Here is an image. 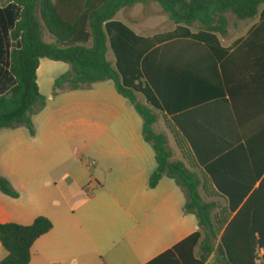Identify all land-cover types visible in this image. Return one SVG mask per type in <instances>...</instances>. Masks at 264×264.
<instances>
[{
    "label": "crops",
    "instance_id": "crops-1",
    "mask_svg": "<svg viewBox=\"0 0 264 264\" xmlns=\"http://www.w3.org/2000/svg\"><path fill=\"white\" fill-rule=\"evenodd\" d=\"M139 5L146 4L125 8L114 20L146 40L177 30L173 24L142 37L147 28L134 12ZM0 9H5L2 4ZM263 26L264 5L256 19L230 31L227 38L218 37L227 51L223 58L206 42L181 37L150 48L141 60V86L158 105L156 130L162 133L160 125L164 124L174 137L166 120L177 129L196 161V171L210 180L217 195L210 201L219 204L217 212L225 209L232 219L264 179L252 156L255 150L264 151L253 139L263 130L264 56L261 51H240ZM0 27L6 49V54L0 55L3 96L16 86V79L10 70L11 30ZM191 32L200 34L199 29ZM254 41L262 44L260 38ZM52 71L60 75L49 79ZM70 71L68 64L42 60L38 70L41 93L46 77L54 87L55 81ZM106 83L87 91L48 96L51 102L65 97L71 105L57 114H46L45 108L35 115V136L24 127L0 131V176L21 193L19 199H13L0 192V224L31 226L39 217H46L54 225L35 243L30 264H150L200 231L197 217L184 212L187 196L175 180L165 177L156 188L149 187L158 164L152 145L144 139V121L130 101ZM233 96L242 106L243 127ZM75 112L79 114L74 123ZM75 136H81L85 146L102 159L90 178L98 185L96 191L83 182L82 167L69 169L61 160ZM167 138L173 160L185 161L178 144L179 154L175 155ZM22 192L31 196L27 205L22 204ZM7 256L0 243V264Z\"/></svg>",
    "mask_w": 264,
    "mask_h": 264
},
{
    "label": "trees",
    "instance_id": "trees-1",
    "mask_svg": "<svg viewBox=\"0 0 264 264\" xmlns=\"http://www.w3.org/2000/svg\"><path fill=\"white\" fill-rule=\"evenodd\" d=\"M147 3L158 4L177 30L146 40L114 20L123 9ZM0 4L5 8L0 9V24L11 30L10 39L18 43L10 57L16 86L0 96V131L25 127L35 136L32 118L48 103L38 85V70L44 59L71 66L70 72L55 81V97L65 91H87L98 83L112 82L141 115L144 139L155 151L158 167L149 187L156 188L165 177L175 180L187 196L185 214L194 215L199 221L200 231L150 264H208L213 255L219 264H257V250H264V179L233 219L225 209L217 212L219 204L210 201L217 195L211 190L210 180L196 171L198 166L184 138L166 120L185 158L174 161L167 136L156 130L158 105L147 88L141 86V60L150 48L181 37L206 42L216 56L223 58L227 51L218 37L227 38L232 26L238 29L256 19L264 0H0ZM195 27L200 30L199 35L192 34ZM45 31L53 37L52 43L46 41ZM8 34L7 30L9 38ZM257 38L261 45L254 41ZM110 45L116 67L108 59ZM247 49L256 54L261 51L264 56V26L240 47V51ZM5 54L0 27V55ZM138 94L145 96L149 106L139 101ZM232 98L243 127L242 106L237 103V96ZM262 129L253 138L255 146H264V122ZM255 151L253 160L262 178L264 151ZM0 192L13 199L20 198L10 181L1 176ZM53 229L52 221L46 217H39L31 226L0 224V243L8 252L2 264H30L35 243Z\"/></svg>",
    "mask_w": 264,
    "mask_h": 264
},
{
    "label": "rangeland",
    "instance_id": "rangeland-1",
    "mask_svg": "<svg viewBox=\"0 0 264 264\" xmlns=\"http://www.w3.org/2000/svg\"><path fill=\"white\" fill-rule=\"evenodd\" d=\"M134 12L137 15H139L140 22H142V24H144V26L147 28L146 34L142 35V37L150 36L153 33L164 31L168 27L173 26V23L168 21L169 15L166 14L158 4L147 3L145 6L139 5L138 7L135 8ZM155 28L157 31L155 30ZM194 29L196 30L197 28L195 27ZM235 30L236 28L232 26L231 32H234ZM45 38H46V41L49 43L54 41L53 37L49 34L48 31H45ZM11 46L15 48L17 47V44H15V42L12 41ZM108 59L113 65H115L116 56H115L114 50L111 48V45H110V51L108 53ZM48 74H49V79L60 75V73H57L55 71L48 72ZM105 85L107 86V88H110L111 90L116 92L115 86L112 82H107ZM42 91L44 93L43 95H45L47 99H48V96L54 95L53 84L52 82L47 81V77L42 82ZM65 92H73V91H65ZM63 98L65 97L59 98L54 102H51L48 100L47 107L45 109L46 114H49V113L57 114L62 110V108L69 107L71 103L67 102V100ZM138 98L141 103H144L145 99L143 95L138 94ZM78 114L79 113L77 112L73 114L72 120L74 121V123L76 122ZM160 126L162 128V130L160 129V131L162 133L165 132L166 135L169 137L170 148L173 150L175 155H178L179 150L177 148V143L174 137L171 135V133L168 131L167 127L164 124H161ZM25 130L27 132H30L29 129L27 128H25ZM61 160L66 161V164L67 166H69V169H72V168L78 169L79 166L82 167L85 170V177L83 179V182H85L91 190H95V191L97 190L98 188L97 183L95 181L91 182L90 178H91V174L94 173L95 168L99 164L102 163V159L100 157V154L97 151L92 150L91 147L89 146L88 147L85 146V143L81 136H75V142H73V144L70 145V150H68L65 154L62 155ZM87 167L90 168L89 171L86 170ZM47 181L51 183L50 180L47 179ZM48 185L49 184L47 183L43 187H47ZM13 188L21 195V193L15 187ZM22 194H23L22 204L27 205L29 202H31V196L23 192ZM205 199L207 198L205 197ZM37 201H40V203H43V204L46 203V201H42V200H37ZM221 203L222 202H220V204ZM209 264H219L217 260V256H214L213 260Z\"/></svg>",
    "mask_w": 264,
    "mask_h": 264
},
{
    "label": "built area",
    "instance_id": "built-area-1",
    "mask_svg": "<svg viewBox=\"0 0 264 264\" xmlns=\"http://www.w3.org/2000/svg\"><path fill=\"white\" fill-rule=\"evenodd\" d=\"M256 262H257V264H264V250L263 249L257 250Z\"/></svg>",
    "mask_w": 264,
    "mask_h": 264
},
{
    "label": "water",
    "instance_id": "water-1",
    "mask_svg": "<svg viewBox=\"0 0 264 264\" xmlns=\"http://www.w3.org/2000/svg\"><path fill=\"white\" fill-rule=\"evenodd\" d=\"M220 252H221V255L223 256V255H224V253L222 252V250H220Z\"/></svg>",
    "mask_w": 264,
    "mask_h": 264
}]
</instances>
